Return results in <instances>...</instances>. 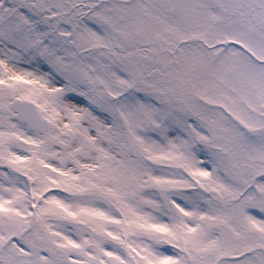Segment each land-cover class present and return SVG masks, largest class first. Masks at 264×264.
Here are the masks:
<instances>
[{
  "label": "snow or ice",
  "instance_id": "obj_1",
  "mask_svg": "<svg viewBox=\"0 0 264 264\" xmlns=\"http://www.w3.org/2000/svg\"><path fill=\"white\" fill-rule=\"evenodd\" d=\"M0 264H264V0H0Z\"/></svg>",
  "mask_w": 264,
  "mask_h": 264
}]
</instances>
